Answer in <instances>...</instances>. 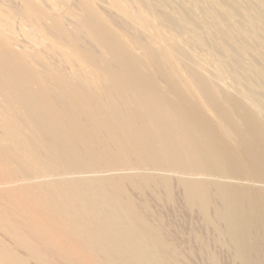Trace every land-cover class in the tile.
Segmentation results:
<instances>
[{"label": "bare ground", "instance_id": "obj_1", "mask_svg": "<svg viewBox=\"0 0 264 264\" xmlns=\"http://www.w3.org/2000/svg\"><path fill=\"white\" fill-rule=\"evenodd\" d=\"M0 264H264V0H0Z\"/></svg>", "mask_w": 264, "mask_h": 264}, {"label": "rangeland", "instance_id": "obj_2", "mask_svg": "<svg viewBox=\"0 0 264 264\" xmlns=\"http://www.w3.org/2000/svg\"><path fill=\"white\" fill-rule=\"evenodd\" d=\"M176 194H178V191H176ZM177 200L179 201V203H178V206H177V209H179V207H181V198H180V194L179 195H177ZM175 204H176V202H175ZM153 205H155V202H154V200H153ZM180 205V206H179ZM167 207V206H166ZM169 207H171V206H169ZM169 207H167V209L166 208H164L163 210H165V211H162V215L164 216V218H165V215L167 216V214H168V218L166 219V220H169L170 218H172V216L171 215H173V211H175V209H176V205L174 206V207H171V208H169ZM170 209V211H169V209ZM173 208V209H172ZM175 208V209H174ZM168 210V211H167ZM168 212V213H167ZM167 213V214H166ZM171 216V217H170ZM170 217V218H169ZM170 220H173V218L172 219H170Z\"/></svg>", "mask_w": 264, "mask_h": 264}]
</instances>
